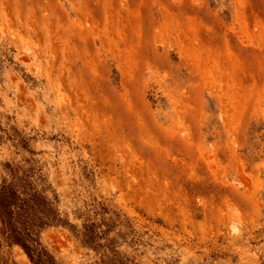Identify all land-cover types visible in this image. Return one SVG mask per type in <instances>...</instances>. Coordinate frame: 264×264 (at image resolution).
Instances as JSON below:
<instances>
[{"label": "rangeland", "instance_id": "1", "mask_svg": "<svg viewBox=\"0 0 264 264\" xmlns=\"http://www.w3.org/2000/svg\"><path fill=\"white\" fill-rule=\"evenodd\" d=\"M3 182L43 264H264V0H0Z\"/></svg>", "mask_w": 264, "mask_h": 264}, {"label": "trees", "instance_id": "2", "mask_svg": "<svg viewBox=\"0 0 264 264\" xmlns=\"http://www.w3.org/2000/svg\"><path fill=\"white\" fill-rule=\"evenodd\" d=\"M21 195H24L21 191L14 188L12 184L3 182L0 185V221L3 227L9 232L8 239H11L14 243L20 245L25 252L29 255L35 264H43L46 261V254L34 248L37 243L31 239L33 231L30 229H16L11 222V215H16L15 206L17 204H24L25 200H21ZM34 201L33 198L30 199ZM20 209V208H19Z\"/></svg>", "mask_w": 264, "mask_h": 264}]
</instances>
